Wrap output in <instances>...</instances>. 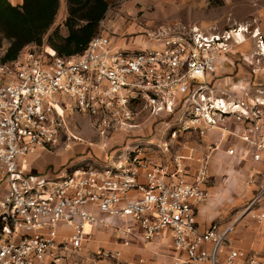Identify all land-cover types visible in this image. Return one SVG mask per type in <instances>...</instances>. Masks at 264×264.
Returning a JSON list of instances; mask_svg holds the SVG:
<instances>
[{"label":"built area","instance_id":"built-area-1","mask_svg":"<svg viewBox=\"0 0 264 264\" xmlns=\"http://www.w3.org/2000/svg\"><path fill=\"white\" fill-rule=\"evenodd\" d=\"M235 35L174 26L150 32L145 44L121 48L99 31L80 53L61 56L46 42L30 43L15 60L0 63V181L8 186L0 197V264H73L69 253L87 239L86 229L107 225L109 217L134 221L146 241L169 231L186 264H264L259 254L231 245L229 228L212 223L198 230L194 206L207 197V164L189 181L186 156L176 154L170 167L153 162L143 143L168 151L169 142L140 133L151 118L164 120L169 137L204 136L219 128L221 137L237 135L260 150L252 158L264 165L263 136L258 140L264 85L248 82L250 91L245 85L235 93L217 76ZM70 112L85 113L98 137L110 141L102 143L104 159L28 172L29 156L80 140L67 119ZM262 192L264 187L247 207ZM263 218L256 215L258 222Z\"/></svg>","mask_w":264,"mask_h":264},{"label":"crops","instance_id":"crops-1","mask_svg":"<svg viewBox=\"0 0 264 264\" xmlns=\"http://www.w3.org/2000/svg\"><path fill=\"white\" fill-rule=\"evenodd\" d=\"M9 2L12 5H20L22 0H9ZM106 14L107 11L100 21L99 31L102 30ZM67 15L66 0H59L57 12L47 34L59 27L60 33L66 35L64 21ZM125 38L127 37L111 38V42L116 47H132V43L123 42ZM248 81L250 79L243 78L244 85ZM229 126L241 129L237 122H232ZM220 134L219 128L210 130L204 136L194 132L179 134L169 138L168 151H162L144 142L145 155L153 162L170 167L172 158L176 154H183L186 156L185 171L189 181L192 180V175L197 168L205 162L209 171V176L203 184L207 197L194 206L198 230L203 231L212 223H217L222 228H229L228 238L233 247L246 252H255L264 258V218L260 222L256 220L257 214L264 213V192L257 201L247 207L253 197L264 187V165L261 161L252 158V153L260 150L237 135L221 137ZM260 135L264 140V120L258 140ZM71 145L70 149L61 148L57 153L38 152L29 156L26 161V170L31 173L56 171L66 161L76 160L71 158L76 152H80L85 144ZM229 149H233V152L229 153ZM7 189V182L1 180L0 197ZM126 226H130L131 231L122 233L121 230ZM60 230L64 234H69L71 231L70 228L62 226ZM86 230L90 234L82 246L69 253V261L73 264H186L187 262L184 252L173 249L169 231L146 241L142 238L139 227L134 221L117 217H109L107 225L95 224ZM98 250L119 254L115 257H101L96 254Z\"/></svg>","mask_w":264,"mask_h":264},{"label":"rangeland","instance_id":"rangeland-1","mask_svg":"<svg viewBox=\"0 0 264 264\" xmlns=\"http://www.w3.org/2000/svg\"><path fill=\"white\" fill-rule=\"evenodd\" d=\"M108 2L109 8L101 31L110 39L127 37L123 42L132 43L133 46L147 43L149 33L159 28L198 25L208 31L233 30L236 35L231 40L228 60L217 75L219 82L232 85L235 93H242L245 88V91L251 90L250 84L247 83L243 88L245 86L243 78L250 79L248 81L250 83L264 85V0H108ZM125 27L129 29H124ZM67 115L68 121H71L72 125L75 124V127H72L73 132L80 137V140L74 143L85 144V147L76 152L71 159L89 160L93 164L101 162L107 148H103L102 143L108 144L109 140L98 137L85 113L70 112ZM153 121L155 120L151 118L141 125L140 133L144 136L149 134L148 138L158 143L164 140L169 142L170 129L164 126V120ZM57 152L59 150L51 153Z\"/></svg>","mask_w":264,"mask_h":264},{"label":"trees","instance_id":"trees-1","mask_svg":"<svg viewBox=\"0 0 264 264\" xmlns=\"http://www.w3.org/2000/svg\"><path fill=\"white\" fill-rule=\"evenodd\" d=\"M59 0H22L12 5L0 0V63L15 60L24 46L46 42L58 55L80 53L88 41L99 32L100 21L108 7V0H66L68 15L64 21L67 34L53 23Z\"/></svg>","mask_w":264,"mask_h":264}]
</instances>
